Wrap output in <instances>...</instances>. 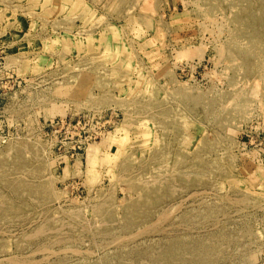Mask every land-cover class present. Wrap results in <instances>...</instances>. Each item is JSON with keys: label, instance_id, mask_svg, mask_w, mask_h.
Listing matches in <instances>:
<instances>
[{"label": "rangeland", "instance_id": "374dc122", "mask_svg": "<svg viewBox=\"0 0 264 264\" xmlns=\"http://www.w3.org/2000/svg\"><path fill=\"white\" fill-rule=\"evenodd\" d=\"M0 264H264V0H0Z\"/></svg>", "mask_w": 264, "mask_h": 264}]
</instances>
